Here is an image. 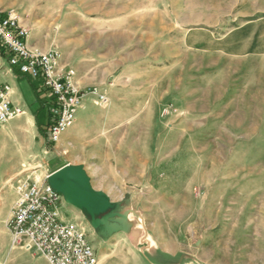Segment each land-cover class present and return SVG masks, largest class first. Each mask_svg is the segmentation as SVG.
Segmentation results:
<instances>
[{"label": "rangeland", "instance_id": "374dc122", "mask_svg": "<svg viewBox=\"0 0 264 264\" xmlns=\"http://www.w3.org/2000/svg\"><path fill=\"white\" fill-rule=\"evenodd\" d=\"M121 3L116 18L137 41L136 62L106 82L104 103L85 97L74 136L51 146L36 104L0 133V264H48L12 244L8 222L17 180L43 183L65 165L83 166L94 190L129 200L135 213L128 233L104 242L73 209L98 264H163L157 251H175L171 264H264L255 136L264 118V0Z\"/></svg>", "mask_w": 264, "mask_h": 264}, {"label": "crops", "instance_id": "0c3cea01", "mask_svg": "<svg viewBox=\"0 0 264 264\" xmlns=\"http://www.w3.org/2000/svg\"><path fill=\"white\" fill-rule=\"evenodd\" d=\"M122 0H0V11L13 12L18 22L27 28L29 37L27 45L31 49L41 52L56 51L59 54V66L62 70H73V82L81 90L97 88L102 94V88L108 80L115 77L129 64L135 63L132 49L137 46L133 38L131 42L129 26H123V18H116L123 7ZM119 21L115 26L113 23ZM128 23V20H125ZM146 50V48H145ZM1 82L11 87L10 100L13 105L22 107L25 113H31L29 104L39 105L42 112L51 108V99L38 81L29 76L22 75L8 66L6 55L0 48ZM28 77L27 84L33 98L27 100L21 86V78ZM91 98L83 101V107L79 111V119L76 116L75 127L83 117L85 108ZM29 102V103H28ZM36 107L35 110H37ZM45 110H44V109ZM0 127V133L6 126ZM258 129L255 136L263 146L258 151V179L257 191L262 197L258 201L259 214V238L264 237V118L258 121ZM74 129L62 135L61 140L74 136ZM262 128V131H261ZM262 132V134H261ZM74 145V140H72ZM243 165L241 171L246 170ZM242 173V185L245 184V175ZM242 207L249 205L243 198ZM61 212L69 214L68 222L81 223L79 215L74 208L62 204ZM241 221L246 222V216L241 214ZM64 219V217H63ZM86 231V230H85ZM93 246L92 236L86 231ZM96 256L99 260L98 253ZM176 256L175 251L154 252L155 259L164 260L163 264H171Z\"/></svg>", "mask_w": 264, "mask_h": 264}, {"label": "built area", "instance_id": "2783aa9c", "mask_svg": "<svg viewBox=\"0 0 264 264\" xmlns=\"http://www.w3.org/2000/svg\"><path fill=\"white\" fill-rule=\"evenodd\" d=\"M29 31L11 11H0V48L9 67L38 81L51 101L53 121L47 128L51 146L75 122L87 95L105 102L97 88L79 89L73 82L74 71L62 70L56 51L41 52L27 45ZM11 87L1 82L0 68V127L21 116L23 109L10 100ZM16 199L8 222L12 244L39 251L48 264H98V258L81 223L65 221L61 196L46 184L31 179H19L15 186Z\"/></svg>", "mask_w": 264, "mask_h": 264}, {"label": "water", "instance_id": "95a60500", "mask_svg": "<svg viewBox=\"0 0 264 264\" xmlns=\"http://www.w3.org/2000/svg\"><path fill=\"white\" fill-rule=\"evenodd\" d=\"M50 190L60 195L63 202L85 218L89 227L102 241L129 231V200L113 203L101 191L92 188L90 179L81 165H65L46 177Z\"/></svg>", "mask_w": 264, "mask_h": 264}, {"label": "trees", "instance_id": "16d2710c", "mask_svg": "<svg viewBox=\"0 0 264 264\" xmlns=\"http://www.w3.org/2000/svg\"><path fill=\"white\" fill-rule=\"evenodd\" d=\"M53 119H54V116L51 113V108H50L47 111L46 122L44 124L45 125L44 131H46V134H47V128H48L49 124L53 121ZM39 125H43V124L39 123ZM47 140H48V137H47ZM48 143H49V141H48Z\"/></svg>", "mask_w": 264, "mask_h": 264}]
</instances>
